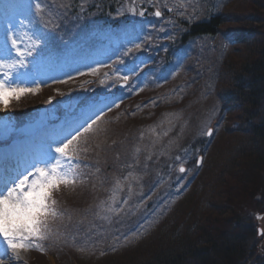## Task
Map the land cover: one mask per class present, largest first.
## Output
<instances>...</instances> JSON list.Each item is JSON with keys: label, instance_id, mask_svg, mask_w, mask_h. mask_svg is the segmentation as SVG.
Here are the masks:
<instances>
[{"label": "rangeland", "instance_id": "obj_1", "mask_svg": "<svg viewBox=\"0 0 264 264\" xmlns=\"http://www.w3.org/2000/svg\"><path fill=\"white\" fill-rule=\"evenodd\" d=\"M78 1H80V4H83L84 0ZM125 1L126 6L119 8L113 16H110V19L115 22L114 27L116 31L107 32H116V34L128 33L130 36L135 37L137 35L134 33L135 29H141L139 24L142 25L143 23L144 25L150 26L151 23L155 22V17L152 15L153 12L147 9L144 17L132 15L130 9L134 5L130 3V0ZM136 1L141 2L142 0ZM224 1L225 0H200L199 7L195 13V19L191 21H189L187 15L180 16L178 12L184 9L178 8V10L170 12V14H175L176 18L165 17L163 19V16L160 17L162 18L161 20L164 21L161 23L160 29L163 28L164 31V25H178L177 20L180 23L187 21H189L190 24L195 22L201 23L205 21V18L214 15L216 7L220 10V6L225 5ZM232 1L230 5L228 4L225 11L242 18L244 24L236 25L235 28L231 29L223 27V30H231L232 34L226 33L231 39L237 34L244 32L245 29L255 30L254 32L256 35L251 41V44H240L237 47L234 46L233 43H230V46L228 44L225 48L226 36H224V38L217 36L193 39L194 48L201 49L199 46H202L201 58L196 59L198 63L191 65V67L196 69L194 77L197 82L184 91L177 90V92L171 96L172 98H168L169 101L165 104L162 102L161 107L157 109L153 107L146 111L149 113V122H146V120L139 121V119L122 120L115 123L116 125L113 126L114 128L107 141L104 142L102 139L104 148H107V152L110 153V164H115L121 175L124 172V168L122 167L123 162L128 165L134 154L138 156L136 162L138 161L139 163H136V167L140 171V174L137 176L141 178L140 181H142V179L145 180L140 183V193L138 191H133L129 204L125 206L127 215L122 213L121 216H112V218H116L118 223L117 229L120 230L122 234H125L126 224L122 221L128 216H131V214L140 212V218H142L141 225H143V227L140 226V228H137L134 232L128 233L126 235L128 239L121 240L119 242V247L113 253H103V251L97 250L96 246H94L96 252L92 255L90 253V241L87 240L82 249L73 248L68 254L57 257L56 255L51 256L46 254V252L53 251V249L43 251L29 250L37 254L31 257L32 263L30 264H111L114 261L124 262L135 259L136 257H144L153 253L158 247H164L167 241L171 247L173 244L169 239L176 241L180 240L184 235L182 231H185L191 218H193L194 221L190 224V227L194 226V229L199 231L204 225L203 220L209 219L210 217L209 214L205 212L212 203L219 207L222 206L223 209L234 211L236 213L234 217L238 220L233 222L234 220L232 219L219 218V220H221L219 223V221L214 222L212 219V222H210L208 226L210 227L212 225L213 227V224H215V230L223 232H229L232 229L231 224L238 222L241 223L240 225L244 230L246 227H250V232L253 234L254 231L255 236L250 237L248 242H250V247H254L256 250L252 251L253 253H251L248 259L244 260L241 264H264V235H261V232H264V220L261 222L260 218L257 217L258 214L264 213V198L258 193L256 195L253 194V191L256 192L259 190V187H261L256 184L257 179L261 178V183L264 182V171L259 169L261 168L259 166L260 158L257 159L256 156H252V150H248L253 147V143L250 144L248 142L247 144V140L249 141V139H245L247 135H245L244 130H248L249 127L246 128L248 119H245V117L241 118L237 113L241 106L239 104H230L233 111L229 113L228 111L225 112L222 108V103L224 104V102H220V98L225 102L227 100L223 95L224 92L232 91L236 83L241 84V79L237 78L242 77L241 71L244 66L249 64L248 59L254 57L255 53L259 51L258 48H262L264 45V22L260 21V19L264 18V9H262L261 6L263 0ZM166 2L169 7H172L174 4L179 5L180 0H166ZM10 3L15 9V15L19 18H23L22 14L26 11L23 5L21 4L19 6L17 0H10ZM153 3H156V0H153ZM164 3L165 0H160L159 6L162 13L168 10L163 7ZM232 4L233 7L231 9ZM135 7L137 11L140 10L137 6ZM192 11L191 8L188 9L189 13ZM5 19L6 17L0 14V20L4 22L0 24V36H2L0 39L3 38ZM226 19L230 21L229 18ZM260 29L262 31H259ZM182 31L183 33H188L189 26H182ZM116 34L110 33V36L120 37ZM214 44L217 46V51L220 50L222 52L220 57L213 55L211 46H214ZM252 44L254 49H251ZM192 48V46L187 47V45L179 47L175 53L168 55L166 58L162 57V60H165L168 65H170V74L177 71V61H182L186 58L188 56L186 52L191 51ZM93 56L96 60L102 61L103 63H105L108 58L106 53H98ZM246 57L248 58L246 59ZM155 61L158 62L160 59L155 58ZM88 66L96 67L97 64L92 61H83L75 63L71 68L66 67L62 71H70L74 77H77L80 75L75 69L79 68L80 71L87 74ZM115 67L121 68L120 66ZM180 67L181 64L178 71ZM41 71H51L64 79L67 78L62 75V71H57L56 66H50L48 70L46 66H42L41 64ZM125 72L126 70L121 71V74H125ZM160 73L162 75L169 74L166 69ZM217 75L222 77L219 84L213 80L217 78ZM134 77L135 80L131 85L133 91L130 93L126 88V92L119 96L115 104L128 99L137 92L139 94L142 93V88L146 83L144 80H140L137 75L132 78ZM171 77L174 76L170 75V78ZM38 80L44 81L40 84L51 81L47 76L38 77ZM33 85L35 84L31 81L27 83L29 87ZM103 88V93L115 89L112 83L106 88L104 84ZM91 90L92 91L88 93L94 102L96 101V96L94 95L93 86ZM19 103L22 104L20 101ZM77 104V101H75L74 105ZM13 106V104H8V106L5 107L3 104H0V134H2V136H0V147H2V149L11 148V146L14 144L16 145L19 140V144L21 145L25 141L24 139H26L18 135V128L14 122L15 113ZM260 112L261 115L264 116V111ZM68 113H76V110L72 108ZM68 113L57 115L54 109L51 110L52 118H64ZM168 121H172V124L170 125ZM205 121H208L209 126L215 129L213 137L198 135ZM62 124L63 121L58 125L54 123L51 125V128L49 127V129L35 136L37 140L36 146L46 145L52 137L59 133ZM152 129H155V132H153ZM144 130L146 136L142 138L139 134ZM165 131L168 132L167 136L163 135ZM15 139L17 140L15 141ZM157 140L158 142L154 143V141ZM109 141H112L111 144ZM173 141L175 143H171ZM201 144L204 147H199ZM53 147H55V145H53ZM184 148L189 150V154L185 155L182 151ZM137 149L139 151H137ZM180 152L182 154V159L186 161L184 165L185 168L188 169L186 173H179V162H174L172 160L175 154L177 155ZM202 153L207 154L205 156ZM149 155H151V159H147ZM199 156L204 157L203 164L200 166L195 164V159ZM97 157L103 158L105 157V153L97 150H90L88 156L89 161L95 167L102 166L101 160H97ZM162 159H164L165 162L161 163V169L166 171V169L170 168L171 175H168L167 181L154 186L148 197H141L144 190L142 188H147L149 186L148 182L153 173V169ZM174 170L175 174L172 173ZM89 173H93L95 176L93 177V191H98L101 185L100 181L102 174L97 173L96 169L93 168L89 169ZM247 173L250 174L246 177ZM180 177H183V179H178ZM135 184L136 182H133V188H135ZM182 185L183 187H181ZM65 187L68 186H61L54 195V198H57L61 204L62 194L59 196L58 194L64 190L63 188ZM178 188H180V191H177ZM125 191H127L126 187ZM125 191L120 193L121 200L127 196L123 197V193H127ZM75 193L76 195H74V197L81 196L82 200L75 204H71V201L70 204L67 203L72 209L84 207L91 202H88L87 195L82 194L84 192L78 191ZM93 201L95 200H92V202ZM141 201H143V204H141ZM138 204H141L139 209L136 207ZM63 208L66 209L64 205ZM188 211L192 212L191 216H189L190 213H188ZM202 216H207L208 218H202ZM147 218H149V221L146 220ZM133 233L136 234L134 235ZM79 236L82 238L84 237L83 234ZM192 239V234H189L188 242ZM109 256L114 257L106 261Z\"/></svg>", "mask_w": 264, "mask_h": 264}, {"label": "snow or ice", "instance_id": "obj_2", "mask_svg": "<svg viewBox=\"0 0 264 264\" xmlns=\"http://www.w3.org/2000/svg\"><path fill=\"white\" fill-rule=\"evenodd\" d=\"M146 3L154 8L153 15L155 17H161L160 0H156V3H153V0H146ZM133 4L134 6L130 9L131 14L144 17L146 9L141 7L137 11L134 0ZM199 4L200 0H180L179 5L174 4L169 7L165 0L163 7L167 8L169 12L182 8L184 10L179 11L178 14L180 16L187 15L191 21L195 19ZM28 7L32 10L33 18H19L15 15V9L10 0H0V14L6 17L3 38L0 39V104L7 107L12 99L19 100L25 94L36 93L40 83L44 82L38 80V77L41 76H47L54 84H66L74 80L75 77L70 71L63 72L62 70L83 61H92L97 64L96 67L88 66V75L98 76L101 68H107L115 76L113 87L118 85L121 88H127L130 93L133 91L130 80L137 75L143 61L140 64H136L134 61L131 66H127L125 74H121L120 69L114 67V64L125 65L123 57H129L139 52L145 42L152 40L151 35H145L143 39L140 38L139 33L135 37L128 33H125L123 37L105 35L104 39L116 45V48H107L105 51L115 52L118 50L120 52V55L111 64L96 60L87 48L81 49L79 52L64 50L57 58L59 60L57 71H62V75L67 77L64 79L51 71H41L43 59H48L50 62L54 59L51 55L44 57L43 54L50 51L51 32L60 27L56 20L61 17L59 14L54 17L49 12L46 19L44 16L45 5L42 0H31ZM61 7L67 8V5ZM189 8L193 10L191 13L188 12ZM83 10V6H81V11L83 12ZM160 30L163 31V28ZM169 39H173V37H169ZM233 42L230 37L226 36L224 47L226 48ZM73 55H78L80 60L70 62ZM180 64L181 61L178 60L177 71L172 72L171 75L175 76L178 73ZM75 70L81 76L86 74L79 68ZM110 79L109 72H104L99 83L104 85ZM29 81L36 86H27ZM58 94L65 96L69 93L60 92ZM47 102L51 104L52 98L50 97ZM84 105L78 113L66 114L59 133L52 137L46 145H29L20 148L14 144L8 151L0 148V264H3L5 260L10 261L11 264H25L21 257L22 252L43 251V241L59 238V232H54L52 225L57 219L63 217L64 212L58 209V202L54 195L61 186H75L78 182L83 183L81 178L84 173L80 171L81 164L79 163L81 154L90 150L88 146L90 139L102 131L98 127L99 122L103 120L105 111H111L113 106V104L105 103L103 107H100L95 102L88 103L87 101L84 102ZM115 107H119V104H115ZM168 123L171 125L172 121H168ZM152 131L155 132V129ZM214 132L215 129L209 126L208 121H205L198 135L213 137ZM163 135L167 136L168 132L165 131ZM156 142L158 140L154 141V143ZM137 151L139 150L137 149ZM182 151L185 155L189 154L187 148ZM147 159H151V155ZM203 160L204 157L199 156L195 159V164L202 165ZM175 161L179 162V173L188 171L184 166L186 161L181 156H175ZM127 167L133 168L134 165L128 164ZM96 172H100L98 167ZM140 179L133 171L128 172L122 179L119 176L113 177V184L109 190L111 195L106 201H101L99 205L102 211L109 214L104 216V219L111 222L112 216L119 217L122 213L127 215L125 206L132 198L133 182L139 183ZM178 179H183V177ZM100 182L104 183L103 180ZM125 187L127 196L121 200L120 193L125 191ZM177 191H180V188ZM141 204L136 205L137 209L141 207ZM261 235H264V232H261ZM115 239L119 240V237H115ZM124 239L127 240L128 237L125 236ZM112 250L114 251L115 248Z\"/></svg>", "mask_w": 264, "mask_h": 264}, {"label": "trees", "instance_id": "obj_3", "mask_svg": "<svg viewBox=\"0 0 264 264\" xmlns=\"http://www.w3.org/2000/svg\"><path fill=\"white\" fill-rule=\"evenodd\" d=\"M232 2V0H227V4L219 10L218 14L214 17H211L207 22L191 25L189 27V38L193 36L205 35L224 38V36H227L226 33L232 34V32L231 30H223V27H228L231 29L235 28L236 25L244 24L242 18H239V16H234L225 11L228 4L230 5ZM114 3L115 2L112 0H95V4L90 5V9L103 8L105 11H108L111 10ZM261 6L262 9H264V0L261 2ZM232 7L233 4L231 9ZM71 8L73 12L76 11L75 6H71ZM260 14L263 15L262 13ZM226 18H229L230 21ZM260 21L264 22V18L260 19ZM183 24L189 25L188 23ZM261 29L259 31L263 30ZM254 31L255 30L245 29L244 32L237 34L232 39L234 41L233 45L237 47L240 44L250 45L251 41L256 35ZM177 34L178 35L176 36L175 41L183 42L186 33L177 32ZM252 48L254 49L253 44L251 49ZM258 49L259 51L255 53V56L248 59L249 64L244 66L243 70L241 71L242 77L237 78L241 79V84L236 83V85L233 86L232 91H227L226 93L224 92L223 95L227 100L225 102L220 98V102H224V104L222 103V108L225 112L228 111L229 113L230 111H233V108L230 104H239L241 106L237 113L241 118L245 117V119H248L246 128L249 127L248 130H244L245 135H247L245 139H249V141L247 140V144L248 142L250 144L253 143V147L249 148L248 150H252V156H256L257 159L260 158L259 166L261 168L259 169L264 171V116H262L260 112L264 111V45L262 48ZM247 58L248 57H246V59ZM221 78L222 77L217 75L216 79H212L219 84L221 82ZM36 105L37 104H29L23 108L32 109ZM123 118H126V112L123 113ZM143 120L145 119H139V121ZM110 163L111 161L107 160L106 164H104V167H106V172L103 170L104 167L102 169L103 173H106L107 180L110 175L117 172L115 164L111 165ZM122 167L124 168V172H126L127 168H125L126 164L124 162ZM249 174L250 173H247L246 177ZM256 184L261 186L259 187L260 191H253V194L256 195L258 193L262 198H264V182L261 183V178H258ZM91 210L95 211V207L91 208ZM188 213H190L189 216L192 215V212L188 211ZM205 213H208L210 217L209 219L203 220L204 225L199 229V231H196L194 226L190 227V224L194 221V219L191 218L189 224L185 228V231H182L184 232V235L180 240L176 241L169 239V241L173 244L171 247L167 241V243L164 244L165 248L160 246L155 249L153 253H150L144 257H136L135 259H130L124 262L114 261L111 264H114L115 262V264H241L244 260L248 259L251 253H253L252 251L256 250V248L250 247V242H248L250 237L255 236L254 231L253 234L250 232V227H246L244 230V228H242L240 225L241 223L238 222L231 224L232 229L229 232H223L215 230V224H213V227L212 225L210 227L208 226V224L212 222V219L214 222L219 221V223L221 221L219 218H228L234 220L233 222H235V220L238 219H235L234 216L236 213L234 211L223 209L222 206L219 207L218 205L212 203L210 204V207L208 206V209ZM202 218L208 217L202 216ZM189 234H192L193 239L188 242ZM112 257L114 256H109L107 258L108 260L106 261H109V259Z\"/></svg>", "mask_w": 264, "mask_h": 264}, {"label": "bare ground", "instance_id": "obj_4", "mask_svg": "<svg viewBox=\"0 0 264 264\" xmlns=\"http://www.w3.org/2000/svg\"><path fill=\"white\" fill-rule=\"evenodd\" d=\"M94 148H95V146H94ZM107 157L110 159V153H107ZM163 173V171H159V170H155V169H153V176H151V178L149 179V181L150 182H152V183H155V182H157L159 179H160V176H161V174ZM168 175H171V173H167ZM82 200V197L81 196H79V197H74L72 200H71V204H75V203H77V202H79V201H81ZM96 202L95 201H93V204H95ZM81 207H79V208H76V209H80ZM75 212L77 213L78 211H76L75 210ZM34 255H37L35 252H30V251H27V252H22L21 253V257H22V260L25 262V264H30V263H32V261H31V257L32 256H34ZM3 264H11V262L10 261H8V260H5L4 262H3Z\"/></svg>", "mask_w": 264, "mask_h": 264}]
</instances>
